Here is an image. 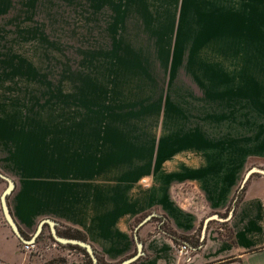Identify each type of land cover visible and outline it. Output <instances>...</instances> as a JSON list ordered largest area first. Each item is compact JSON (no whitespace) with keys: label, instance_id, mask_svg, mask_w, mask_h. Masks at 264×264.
<instances>
[{"label":"crops","instance_id":"crops-1","mask_svg":"<svg viewBox=\"0 0 264 264\" xmlns=\"http://www.w3.org/2000/svg\"><path fill=\"white\" fill-rule=\"evenodd\" d=\"M56 108L34 118L32 88L0 89V173L15 182L9 207L21 232L32 237L53 219L107 264L132 259L139 244L128 264H264V174L243 183L264 169V137H244L254 110L195 111L199 128L186 129L178 151L139 122L136 134H109L108 120L65 119ZM5 183L0 264H29L4 217Z\"/></svg>","mask_w":264,"mask_h":264},{"label":"rangeland","instance_id":"rangeland-1","mask_svg":"<svg viewBox=\"0 0 264 264\" xmlns=\"http://www.w3.org/2000/svg\"><path fill=\"white\" fill-rule=\"evenodd\" d=\"M15 84L34 118L59 106L130 135L139 122L178 151L201 109L250 107L244 137H264V0H0V89ZM37 241L29 264H90L49 226Z\"/></svg>","mask_w":264,"mask_h":264},{"label":"water","instance_id":"water-1","mask_svg":"<svg viewBox=\"0 0 264 264\" xmlns=\"http://www.w3.org/2000/svg\"><path fill=\"white\" fill-rule=\"evenodd\" d=\"M254 172H261L264 174V169L258 168V167H253L251 168L245 178L243 183H245L248 178L252 175V173ZM0 177L6 179L8 181V186L7 188L3 191L2 195H1V204H2V209H3V213H4V217L6 218L7 222L9 223V225L11 226L12 230L14 231V233L16 234V236L24 243H33L35 241H37L38 237L41 235L43 229L45 226H49L51 234L53 236V238L62 244H73V245H78L80 247H83L87 253L89 254V256L91 257V260L93 262V264H100L99 263V259H98V255L96 250L94 249V247L86 240H82V239H76V238H68V237H64L61 236L58 233L57 227H58V223L53 220V219H44L40 222L36 232L34 233V235L30 238H27L20 230L17 222L15 221L10 207H9V195L12 193V191L14 190L15 187V182L12 178H10L9 176L0 173ZM217 216V215H216ZM150 217H148L147 219H149ZM141 244H139V251L137 253V255L135 257H133L130 260H127L121 264H128L130 261L135 260L140 254H141Z\"/></svg>","mask_w":264,"mask_h":264},{"label":"built area","instance_id":"built-area-1","mask_svg":"<svg viewBox=\"0 0 264 264\" xmlns=\"http://www.w3.org/2000/svg\"><path fill=\"white\" fill-rule=\"evenodd\" d=\"M56 244L57 243H55V245ZM20 250L25 253L35 254L38 256L41 255L40 253L41 247L38 241H35L33 243L23 242L22 245H20ZM176 251L178 252L179 255L184 256L186 258H189L191 255V250L186 244H181V245L176 246Z\"/></svg>","mask_w":264,"mask_h":264},{"label":"trees","instance_id":"trees-1","mask_svg":"<svg viewBox=\"0 0 264 264\" xmlns=\"http://www.w3.org/2000/svg\"><path fill=\"white\" fill-rule=\"evenodd\" d=\"M165 227V230L172 236H176V234L171 230L169 229L168 227ZM23 233V232H22ZM24 234V233H23ZM61 235H63L64 237H68V238H76V239H82V240H86V237L79 231H73V230H68L66 232H60ZM25 235V234H24ZM27 237V235H25ZM87 241V240H86ZM71 247L73 248H79L81 249L82 251H84V254L88 257L89 259V263L90 264H93L92 260H91V257L89 256V254L87 253V251L83 248H81L80 246H77V245H70ZM98 259H99V263L100 264H107L99 255H98ZM47 264H56L55 261H51Z\"/></svg>","mask_w":264,"mask_h":264}]
</instances>
